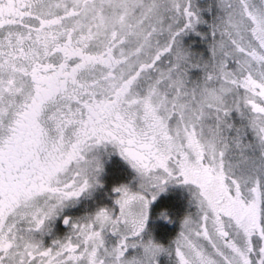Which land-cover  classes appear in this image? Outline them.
<instances>
[{"label": "snow or ice", "instance_id": "obj_1", "mask_svg": "<svg viewBox=\"0 0 264 264\" xmlns=\"http://www.w3.org/2000/svg\"><path fill=\"white\" fill-rule=\"evenodd\" d=\"M0 264H264V0H0Z\"/></svg>", "mask_w": 264, "mask_h": 264}, {"label": "rangeland", "instance_id": "obj_2", "mask_svg": "<svg viewBox=\"0 0 264 264\" xmlns=\"http://www.w3.org/2000/svg\"><path fill=\"white\" fill-rule=\"evenodd\" d=\"M178 206V211H181L182 212V207L181 206H179V205H177ZM172 229H174V230H177V226H170L169 227V230H172Z\"/></svg>", "mask_w": 264, "mask_h": 264}, {"label": "trees", "instance_id": "obj_3", "mask_svg": "<svg viewBox=\"0 0 264 264\" xmlns=\"http://www.w3.org/2000/svg\"><path fill=\"white\" fill-rule=\"evenodd\" d=\"M181 213V211H178V206H176V214L179 215ZM172 226H176V225H172ZM176 230L172 229V230H169L170 233L174 234Z\"/></svg>", "mask_w": 264, "mask_h": 264}, {"label": "flooded vegetation", "instance_id": "obj_4", "mask_svg": "<svg viewBox=\"0 0 264 264\" xmlns=\"http://www.w3.org/2000/svg\"><path fill=\"white\" fill-rule=\"evenodd\" d=\"M170 227V226H169Z\"/></svg>", "mask_w": 264, "mask_h": 264}]
</instances>
